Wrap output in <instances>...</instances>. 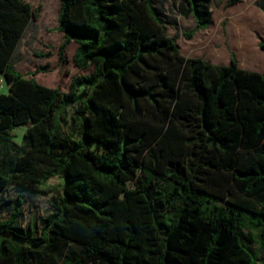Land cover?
I'll list each match as a JSON object with an SVG mask.
<instances>
[{"label": "trees", "instance_id": "obj_1", "mask_svg": "<svg viewBox=\"0 0 264 264\" xmlns=\"http://www.w3.org/2000/svg\"><path fill=\"white\" fill-rule=\"evenodd\" d=\"M59 1L60 60L75 43L88 72L66 92L11 67L41 10L0 0V193L21 190L0 264H257L246 243L264 249V75L234 54L185 57L153 0ZM212 1L182 0L195 31ZM27 125L20 146L13 131ZM25 192L53 194L39 236L14 225Z\"/></svg>", "mask_w": 264, "mask_h": 264}, {"label": "rangeland", "instance_id": "obj_2", "mask_svg": "<svg viewBox=\"0 0 264 264\" xmlns=\"http://www.w3.org/2000/svg\"><path fill=\"white\" fill-rule=\"evenodd\" d=\"M33 8H40V17L32 20L22 36L11 59L10 65L26 78H34L40 84L51 88H60L62 92L69 89L74 76L87 74L73 63L77 45L71 43L64 50V60H60L64 34L59 31L61 3L59 0H25ZM228 0H213L212 24L205 30L195 31L196 23L192 16H186L182 0H153L154 5L168 23V34L174 38L181 53L187 58H202L216 65H230L234 54L238 67L244 70L264 74V15L253 2L228 6ZM193 33L191 39L186 34ZM245 43L249 50L256 51L258 61L254 67H248L241 48ZM262 59V61L260 60ZM4 77H0V93H8ZM75 108L70 109L73 116ZM30 125L14 129V142L25 144V132ZM62 180L52 178L51 187L59 185ZM21 190L15 186L0 193V224L12 218L15 203ZM53 194L37 195L24 193V205L14 223L21 230L32 227L39 236L44 219L52 212ZM247 247L257 254V264H264V249L256 241L247 242Z\"/></svg>", "mask_w": 264, "mask_h": 264}, {"label": "crops", "instance_id": "obj_3", "mask_svg": "<svg viewBox=\"0 0 264 264\" xmlns=\"http://www.w3.org/2000/svg\"><path fill=\"white\" fill-rule=\"evenodd\" d=\"M249 2H253L254 4H256V6L258 7L259 11L264 15V0H245L246 4H248ZM248 67H254V65L253 66H249L248 65ZM248 71H250V70H248ZM254 72H256V71H254Z\"/></svg>", "mask_w": 264, "mask_h": 264}]
</instances>
